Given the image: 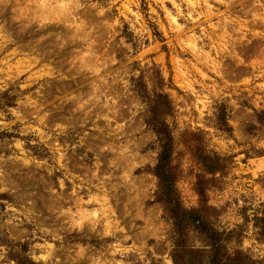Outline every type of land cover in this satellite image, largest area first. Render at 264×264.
Returning <instances> with one entry per match:
<instances>
[{"label": "rangeland", "instance_id": "obj_1", "mask_svg": "<svg viewBox=\"0 0 264 264\" xmlns=\"http://www.w3.org/2000/svg\"><path fill=\"white\" fill-rule=\"evenodd\" d=\"M155 92L177 205L264 264V0H0V264H174Z\"/></svg>", "mask_w": 264, "mask_h": 264}, {"label": "trees", "instance_id": "obj_2", "mask_svg": "<svg viewBox=\"0 0 264 264\" xmlns=\"http://www.w3.org/2000/svg\"><path fill=\"white\" fill-rule=\"evenodd\" d=\"M147 103L146 123L152 127L159 145L157 163L151 167V171L158 177V189L155 193L156 199L165 205L169 215L174 221V233L176 235L173 248L174 264H186V255L198 256L206 254V264H257L256 260L245 255L241 251L229 253L222 244L224 232H220L212 225L204 221L198 211L187 210L177 205L173 196L175 176L170 167V160L173 152L174 137L166 121V117L172 113L173 105L166 92H155L143 96ZM8 100L7 104H10ZM225 120V114H220ZM200 149V162L206 171L217 174L227 166V158L216 152H209L205 148ZM203 192H199L202 195ZM190 222L194 227L207 235L210 240L209 248H196L182 241L184 236L185 223ZM17 264H36L29 258L17 261ZM190 264V263H189Z\"/></svg>", "mask_w": 264, "mask_h": 264}]
</instances>
